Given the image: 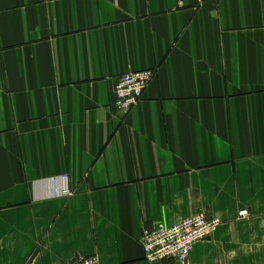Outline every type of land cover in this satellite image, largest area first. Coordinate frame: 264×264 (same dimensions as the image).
I'll use <instances>...</instances> for the list:
<instances>
[{"label": "crops", "instance_id": "obj_1", "mask_svg": "<svg viewBox=\"0 0 264 264\" xmlns=\"http://www.w3.org/2000/svg\"><path fill=\"white\" fill-rule=\"evenodd\" d=\"M200 212L158 264H264V0H0V264H151L144 232Z\"/></svg>", "mask_w": 264, "mask_h": 264}, {"label": "built area", "instance_id": "obj_2", "mask_svg": "<svg viewBox=\"0 0 264 264\" xmlns=\"http://www.w3.org/2000/svg\"><path fill=\"white\" fill-rule=\"evenodd\" d=\"M204 1L198 0V3L202 4ZM155 75V70L123 75L116 86V108L124 114L129 113L142 101ZM64 194L71 195L68 190H65ZM239 216L247 218L249 212L243 210ZM219 225V220H210L205 212H200L177 225L171 227L161 225L148 230L141 239L146 261L151 264L170 260L185 263L189 260L194 247L211 238ZM76 264H101V261L98 256L93 255L79 260Z\"/></svg>", "mask_w": 264, "mask_h": 264}]
</instances>
